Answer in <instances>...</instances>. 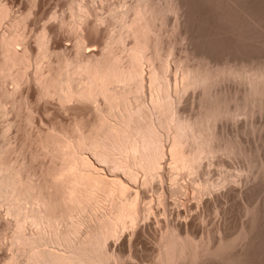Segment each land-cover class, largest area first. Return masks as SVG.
Listing matches in <instances>:
<instances>
[{
  "label": "bare ground",
  "instance_id": "1",
  "mask_svg": "<svg viewBox=\"0 0 264 264\" xmlns=\"http://www.w3.org/2000/svg\"><path fill=\"white\" fill-rule=\"evenodd\" d=\"M4 1L5 0H3V3ZM29 1L30 3H32L31 0ZM103 1L104 0H102V2ZM126 1L127 0H124L123 1L124 3L121 2L123 7H121L120 9L115 8V6H113V8L110 9L109 11L110 15L109 16L107 15L110 18L109 21L106 19L107 16L105 17L103 15L101 16L100 14H98L99 13L98 12L97 14L95 13L96 19L93 18L94 21L92 19V22L90 23L89 21H91L90 20L91 18H88V17H90V15L92 16L94 12H97V10H94L95 7L92 8V5L93 4L96 5L97 2L95 0H70L68 2V6H69L68 8L70 10V15L72 16V19H73V20L71 19L73 24L70 25L71 20L69 21L70 22L69 23L65 19L64 15L61 16L62 18H59L60 16L58 17V15L54 14L55 17L57 16L55 18V17H52L53 16L52 15L51 16L52 19L55 18V20L53 19L54 21L59 19L57 20L58 23L56 22L57 24L55 23V26L53 24V27L51 28H49L48 26H50V24L52 23L48 25L46 24L47 26L42 27L40 31L38 32L35 31L34 33V36H35L34 38L36 40L35 48L34 46H32L33 44L31 45L32 42L29 44L27 43L28 41H25L26 40L25 39V36H26L25 28H28L26 27L28 24L27 22L28 20L27 18H26L27 21L25 20V17H24L25 15H23L24 12L22 11L23 14L21 12L22 15L20 16H22L21 18L24 17V19L20 20L18 17L17 18L19 20L18 19L16 20V18L14 20L11 19L13 20L11 21L12 22L11 31L8 32L9 34L7 33L8 35L6 33H5L6 35L1 34L2 36H1V43H0L1 44L0 51H1V54H3L2 58L4 59L6 63L8 62L11 65L10 66L7 63L9 65L8 67H11V68H6V69L4 66H2L4 70V73L3 72L2 73L4 74L5 77L9 76L8 78L12 79V77L10 78V75H9L10 69H11L10 74H12L15 68L14 66L17 65L15 62H14L15 64L13 63L14 60L11 61V59L13 58V57L11 58V56L14 55L12 53H15L16 55L17 53H20V51L21 53L22 52L29 53V54L31 53L30 54L31 57L33 55L32 53H38L39 56L37 55V57L35 58L38 59L40 63L42 62L45 63V58L51 57L49 55L51 54L53 55V53H60L61 58L60 57L58 58L61 61L58 59L57 61L59 62L57 63L58 66L57 64L54 65L55 64L54 62L53 63L49 62L50 63L49 66L51 68L48 67L47 65V68L49 69L47 70L46 68L45 72H47V74L42 72V67L40 68L41 70H39L40 63L38 62V60L36 61V64L38 63L37 65H39V66L36 65L38 67L36 69H38L39 71L36 70L37 72L34 73L33 82H34V86H36L37 88L36 95L38 94L37 98H39L38 99L39 102L40 100L41 102L42 100L44 101L45 111L48 110L47 106H49L48 104L53 99L52 102H56L55 105L57 104L59 105L57 107L53 105L52 102L50 103V105L52 104L53 106L57 107L56 109L58 111L64 109V111L62 112H66L69 110L70 112L72 111L71 113L75 114V116L80 115V118H82L81 116L85 114L86 115H89L90 113L91 115L94 114L92 115V117L95 119L92 118L93 120L92 119L90 120V122L92 121L93 123L91 122L92 124L88 126V129L86 128L87 125H84V128H83V125H82L83 119H81L82 121L81 120L78 121L80 122V126H78L79 123L77 121H76L77 126L74 125L76 126L75 128L70 125L72 128H74V129H70L71 132L75 131L76 135L74 134L68 135V139L71 141V143H73L71 139H76V140L80 139V141L78 140V144H77V141L75 140L76 147H78V145L80 146L78 147L79 150H81L82 148L84 150L85 148L89 149V151H91L92 154H95V157L97 156L98 161L105 162V164L107 165L109 164V166H111L113 170L112 171L110 169L111 173L115 171V173L117 174L116 172L117 170L119 171L122 170L120 172H123L122 174H125L126 177L129 178L128 180H131L132 182L135 179V177L138 176V173L140 172V171L139 172H136V171L138 170L143 171L141 173L145 174L144 175L145 177H143V182L145 183H143L142 185H144L143 187L145 188L141 190H145V189L148 190L147 188L149 185V192H147V194L150 193V191H152L150 187L154 188L156 184L157 186H159L158 178L163 179V176H164V173L162 170L164 169L163 162H165L164 159L166 158L167 151H168L166 150L167 147L164 146V143H165L164 139L166 140L167 137L170 138L169 140L170 147H168L170 148L169 149L170 160L169 159H166V160L170 161V169L173 168L174 170L178 171L179 176H180L181 170H184L185 173L187 171L191 174L193 173L195 174V172L201 173L200 171H203V169L201 170L200 168H203L204 161L207 160L205 162L207 163L210 161L209 159L215 160L214 158L217 155L218 156L216 157V159L220 157V155L224 156L223 153L228 154L227 157H230V158L236 154H237L236 156L239 158L238 153L240 154V158H241V155L243 154L241 160L243 158L245 159L246 157V160H245L246 163L247 164L251 163L250 167H252L253 169V166L257 164L256 163L257 161L256 160L254 161V159L257 158L255 156H257L258 152L256 155H254V154H251L252 151H249V150L244 151L243 148L247 144V143L244 144L245 143L244 140H243V144L245 146L243 148L241 147L243 149L241 150L239 146L241 144L240 142L244 138L241 137L242 138L241 140L240 138H238L240 137V135L237 129L236 130L239 136L238 135L235 136L234 133L232 134H234L233 137H236L239 140H236L235 138L231 137L228 134L225 135L224 132H222L221 134L222 136L219 135L221 131L218 129L217 126L219 125H217V123L223 118L224 120L222 121H225L229 117H231V119L229 118L230 120H233L234 116L236 115L243 116V117L247 115L246 118H248V117L253 116L255 113L260 114L261 116V113H262V115L264 116V0H132V1L130 0L131 1L130 4L126 3ZM33 2L40 3L39 0H36ZM121 3L119 4V7L122 6ZM1 5H2V2H1ZM1 5H0V9H1ZM32 5L33 3L30 6ZM5 9H3V11H5L6 13L3 12L2 10L0 11H2L5 14H8L9 13L8 10H5ZM183 9H185L184 13L186 14L188 13L186 12V9H188L187 11L191 13V15L189 13H188L189 15L187 14V16L191 17L192 20L188 17L191 21L190 20L188 21V19L187 21H185L186 20L185 18H187V16H185L186 14L183 16L184 18H182V16L181 18L178 17L180 16V14H183ZM178 11L180 12V14ZM175 12L178 13L176 14V17L180 19L179 21L189 22L188 26L190 27V29L187 30V34H186L185 32L186 30H184L181 27H184L185 25L187 26V24L184 23L183 25V23L180 22L178 25L179 21L177 19L176 22L177 21L178 22L176 23V25L181 26L179 28L183 30L181 29L179 30L177 26L176 31L178 30L184 31L185 32L184 34H186V36L182 33L184 35V38H183L181 36V32L178 31L176 33L178 34L180 33L179 36H181V39L182 38L186 39L187 35H190L188 31H192V35L190 37V40L192 38V41L190 43L192 44V46H190V44L188 43L189 47L187 46L185 51L187 50L188 52L189 48L191 49V51H189L190 53L188 52V54H190V56L193 58V60L192 59L191 60L194 62V64H192L193 62H191L190 60L191 57L187 55V52L185 53L186 55L185 58L182 55L184 59L183 58L179 59L181 58V56L178 57V59L177 57H175L176 60H178V62L175 61V59H172V56H174V54L172 55L173 53L172 49L173 48L175 49L174 47L176 45L175 40L179 38L176 39V36H175L174 37L175 45L172 44V42H174L172 41L174 38L172 36V31H170L171 28L169 29L170 31L169 33L167 31L165 32L164 30H167L165 27L167 28L168 26L172 27L171 25L172 21L170 22L171 20L170 17L171 16L175 17L174 16ZM5 14H1V16L3 18H6L7 15ZM92 17H94V15ZM103 17L107 20L108 25H111L109 29L106 30V32L110 30L109 34L108 32L106 33L102 31L104 34H108V37L107 38L105 37L107 35L103 36L106 38L105 39L106 41L104 42L102 38L103 40L102 43L104 42V44L101 43L103 46H101L102 48L99 51H97L95 48L90 49L91 47L88 49L89 45L88 44H87L88 46L86 45V43H88L87 41L88 39H86V34L88 36V33H91V34L98 33L101 28V25L103 27L104 24H107L106 20L103 19ZM86 20L88 21V23ZM111 20L113 22L109 24ZM103 21L106 23L102 24ZM80 24L82 25L84 24V25L82 26ZM113 24H118V28H116L117 27L116 25L113 26ZM112 26L115 27V31L111 30ZM175 26L173 28L174 30L173 32H175ZM186 26H185V29L189 28L188 26L187 27ZM103 28L105 29V27ZM161 29H163L162 31L164 34L168 33L170 35L171 40H169V38L166 36L168 38L167 43L169 42L168 45H166V40H165L166 38L164 39L165 43L163 44L164 41L162 39V35L165 37L166 34L165 35L162 34ZM66 30L74 34L76 37V40L74 41L75 44L73 43L74 47H72L74 49H71L73 50V52L71 51L72 53H74L73 55H67L68 53L66 52L68 51L65 50L66 51L65 52L63 49L60 50L57 48V47L60 48L58 36L59 35L60 37L62 36L61 34H59V32L63 31L65 33ZM100 33L96 34V36L97 35L100 36L99 35ZM90 37H93V36L90 35ZM53 39L57 40L54 42V44L52 42ZM128 39L129 41H131V44L133 43V46L128 41L129 44L131 45V47H128L129 45V44L127 45ZM183 39L181 41H183ZM177 41L180 42V39ZM58 44L59 46H57ZM17 46H18V49L16 48ZM20 46H21V50L17 51L20 49ZM96 46L98 48V45ZM14 48L17 50H15ZM6 53L12 54V55L10 54V57H9V59L11 58L10 59L11 62L8 61L9 55H7V57L6 56L3 57L4 54L6 55ZM192 53L193 54L200 53V57L199 55H197L198 57L197 59H195L194 58L195 56L193 57ZM34 56L35 54L33 55V57ZM31 57L30 59H32ZM14 59L16 58L14 57ZM172 60H174V63L177 62L178 65L180 67L182 66L183 68V70H180V72L182 71L181 73L183 74L181 78H184L182 79L183 80L182 85L184 84L183 87L185 90L184 93L185 94L186 92L188 93L190 89H191L190 92H195V90H197L198 88H199L198 91L202 90V92H200L202 93L201 96L199 95L200 96V100H198L200 101L199 105H196L197 107L199 106L198 107L199 109L194 108V110H197V111H195L196 114L194 115H193L194 110L192 111L193 112L192 113L193 116L191 115L192 117L187 118L184 115L183 117L181 115V109H180V114H179L178 108H180L179 104L181 103V100L180 101L178 100L177 102L175 97L174 99L172 98V95H173L172 93ZM177 63L175 65L176 67L178 66ZM52 64L54 66H52ZM12 65H14L13 70H12ZM42 65L44 64H41V66ZM178 68H175V69H178ZM14 79L16 81L13 80L12 82L15 83V86L17 88L20 87V84L22 86V83L19 84L20 80L16 78ZM232 79H235V80L238 79L239 82L238 81L236 82L239 83L240 85L243 83L242 84L243 90H240L242 87L238 85V87H240L239 90L242 91V92H239L240 96H239V93L236 92L237 91L236 89H238V87L236 88L234 87V85H233L234 92H232L233 90L230 91L232 94L226 92V90H228L229 87L223 88L226 90H222V87L229 85L227 83H232L229 81L235 82V80H232ZM225 81L226 83H224ZM220 84H222V86ZM223 84L224 85L226 84V85L223 86ZM183 87H180V90L178 87L179 92H182L181 96L179 95L180 93L177 94L178 90L176 91V94L178 96L175 95L177 98L180 97V99L182 100L184 97L182 96L184 90L182 89L183 90L182 91L181 88ZM233 87L231 88L233 89ZM219 88L220 90H217ZM13 89L15 90L16 88H13ZM19 90L16 89V91H13V90L4 91L5 92L4 98L10 99L13 97L14 93H15L14 97H16L17 96L16 94L17 92L19 93ZM234 93L237 95H235ZM174 100H176L177 104L174 102ZM20 103L22 104V101H20ZM175 104L179 107H177ZM30 110H33V109L30 108ZM32 113H29V114H32ZM257 114L254 116H257ZM77 118H79V116ZM85 121L89 122V120H86V119ZM84 123L85 122L83 121V124ZM64 130L62 132L56 129L52 130V133L56 131H58L59 133L61 132L59 136L55 135L58 132H56L55 134H52V133L51 134L53 136L54 135L57 136L58 139H61L63 137L61 139L62 141L64 139V136L62 133L65 132V135L66 133L68 134L67 130H69V128L66 129L65 131ZM217 130L220 132L218 133ZM84 131H87V134H85ZM262 131L264 132V127ZM49 134L50 133H48V135ZM224 135L228 137L225 138ZM164 136H167V137L164 138ZM66 140L67 138L65 139V141L63 140L62 143L61 141L59 142L58 140V142L62 145H59L57 141L55 143L57 145H54L55 147L59 146L56 148L58 151L59 150H61L62 152L65 151L64 153L65 157H63L64 155L63 156L61 155L63 153L60 154L56 150V152L59 153V156L61 155L63 159H67L66 154L72 155V154H68L69 152L66 153L65 147L67 146L66 144H68L66 143L68 142V140L67 141ZM262 141H264V137ZM63 144H65L64 145L65 147L63 146ZM243 144H241V146H243ZM248 144H250V141ZM46 145L44 144V146ZM73 145L74 144L70 145L69 143V145L67 146L68 151L72 149L70 153H72L75 150L74 149L75 146L73 147ZM71 146L72 148H70ZM60 147H63V148L60 149ZM0 148H1L0 149V200H2V202L5 204L4 206H6L7 214L9 213L14 220V223L12 226H11L12 224L11 222L8 223L9 221H7V223L10 224L9 226V228L11 227L10 229L15 228V232L13 233L11 232L13 234L12 235L13 238L11 237L13 239L12 245L16 248L15 254L16 252H18V254L20 253V255L18 256V254L17 255L14 254L15 257H12V258H15L14 262H17L16 258L18 259L20 258L17 264H19V262L20 264H120V263L122 264L124 263V261L120 260L121 256H119L117 252L115 253L114 251L110 252L111 247H112L111 245H109L111 247H110V250H108L107 242L108 244L110 243L113 244V243L112 242L109 243V241L107 240H110L113 235L115 236L117 235L116 237H118L119 234L122 235L121 233L118 232L120 231V229H122V231H125L127 229L123 230L124 227L125 228L129 226L132 227L134 225L137 226V230L139 232L138 233L136 230L137 232L136 235L140 234L143 237H149L148 231H147L148 235L146 234L147 236L145 235V233L147 230L146 229L147 226H149L148 220L152 217L154 218V223H156L157 225V227L153 226V229L156 228L155 231L151 230L152 233L154 232L152 235L153 243L151 244L153 245V250L151 252V257H149V260L142 262L141 264H264V216L261 213V210L257 206H254L253 204H251V202L249 203L250 200L248 197H246V199L248 198L247 200L248 203L244 204L245 206L243 207H245L244 210L246 211L245 213L249 216V219L247 221L248 217L246 215V222L243 223L242 221V224H241L242 226H240L241 227L240 230L235 232L236 234L235 233L230 234L229 231L228 233L225 232L227 231L225 229H228V228L224 224V226L226 227L224 229V232L221 231V229L224 228L223 225H222V228L220 226L221 229H219L217 225L218 227L217 230L210 232V229H208L207 233L202 232L203 234L200 233L201 235L198 236L194 233V227L196 226H193L194 225L193 222H189V221H193L189 219H192L191 217L195 216L196 211L191 210L192 213L191 215L189 214L191 217L188 215L190 218L188 217L185 218L184 217L186 213L185 211H187L188 209L186 210V208L184 207L185 213L184 215L181 214L183 217L179 215V213H177V216L178 218L179 216L185 219L188 218L189 221L187 222V220H185V222H183L184 219L183 220L179 219L180 221H178V219L177 220L175 219L176 222L172 221L173 217H171L172 219H170V216L171 215L174 216V214L170 215V213L175 212V211L174 209L172 212L169 211V207L171 205L169 206V203H167L166 201L168 199H166L164 196L165 193H167L165 191H164L165 193L162 192L163 194L161 193L162 190L158 191L159 195L157 194L158 192H156V195L158 196V198L154 199L152 196L153 198L152 199L150 198L151 195L147 196L145 192H143V194L141 195L140 194L141 192L139 189L138 190L139 192L137 191L136 193H138L141 197L138 194L137 195L135 194L138 197L136 199H133V198H130L133 195L132 193H131L132 195L130 196L127 194L126 191H124L125 190L124 189L123 191L127 194L126 195L125 193L123 194V191L121 190V194L119 195H126L128 199L127 200L125 199L124 203L121 202L123 200L117 199L120 202L119 201L115 202V200L113 199L116 204H114V202L112 203L114 205V208L111 205L113 208L111 209L112 213L109 212L110 214L108 215H106L105 213L104 216L103 215L99 216L96 213L97 209L95 207L97 206L98 208L100 205L98 206V202H97L96 203L97 205L95 204V207H93V204L97 201L98 198H99L98 200L102 199L100 198L102 197L100 194H102L104 190H105L104 193L107 192L108 190L110 192V189H108L110 186H108L107 188V186H104V185H109L110 184L109 180H112V179L108 180V178L106 177H105L106 179L104 177H99L100 180H98L97 179L99 176L98 174V176L97 175L94 176V177H97L95 178V180H98V181H94L93 180L94 178H92L94 174H92V176L90 175L93 172L92 171L91 173H89V177H87L88 183L89 182L91 183L90 186L88 185V183L86 184L88 185V187L85 186L86 177H84V181H82V183H79L82 180L83 175H84L82 172L84 170L82 168H85V166L88 164L89 159L87 160V158L85 157H84L85 160L84 158L81 159V157H79L80 154L79 156H77L78 153L76 155L78 158H73L72 156L74 154L70 157V158H73V161H71V163L72 162L75 163V161H78V160L80 161V164H77L79 161L76 163L77 166L76 164L72 163L75 165L74 166L75 171L72 170L73 166H71L72 169L71 168L66 169L68 171L69 170L70 171L72 170V172L74 171L73 173L72 172L70 173L69 171V173L72 175H74L77 170V168L75 167H78V166L80 167V165H82L83 162L86 161V163H84L81 166L82 168L80 167L81 172H82V173L80 172L81 174L79 173L80 176L75 174L77 175V177H80L78 178L79 181L76 179L75 175L74 176L76 180L73 178L74 176L72 175H71L72 177L71 176L69 177V173H66L68 171H63L66 174L65 173L62 174L63 169L61 168V166H64V163L67 162L66 160H63L65 161V162H62L63 165L58 163L57 161L58 166L56 168L57 169L60 168L62 170L59 169L61 171L59 172V170L54 169L55 172L57 171L59 173H55L53 172L54 170H52V174L55 173L56 175L54 174L55 177L52 176L53 178L50 176V179L51 180L55 179L53 181L57 185L59 181L58 174L59 176L62 175L63 177H65L64 178L65 180L63 181V178H62L61 181H63L64 183L65 181H67L65 183L67 184L65 185L66 186L65 188L67 189L68 185H69V188L66 191L63 190L66 192L65 196H67L64 198L62 196L64 195V192L62 191L63 192L62 194V192H57L58 190H56V187H59L61 181H59L58 183L59 185L57 186L54 184L53 181L52 182L49 181L50 179L48 177L47 179L45 178L44 181H35L36 179L32 178L34 175H32L31 173L26 174L24 172L25 166L27 165L22 164L24 166L20 167L19 165H14L11 163L9 164V162H8L9 165L6 164L4 159H2V157L4 156L6 157V155L3 156L6 150L2 149V147ZM262 148L263 146L261 147V149ZM47 149H49L50 151L51 147L50 148L47 147ZM83 149L81 150V153L82 151L84 152ZM250 149H251V146H250ZM256 149H258V146H256ZM252 156H253V159H252ZM235 157H232V158H235ZM260 158L258 156V159ZM56 160L60 161V159H57V158ZM68 162L70 163V161ZM59 164H60V167H59ZM67 164L64 167H68ZM72 164H69V166ZM89 164L86 166L88 169L92 166L91 164H90L91 166ZM165 164L167 166V162ZM262 165L264 164L262 163ZM17 166L20 167V169L22 170L17 169L18 168ZM245 166H248V165H245ZM87 168H85V170ZM79 170H77V172H79ZM248 170L250 169L248 168ZM170 171L169 173L171 174ZM176 171L175 172L173 171V174H172L173 176L177 175L176 173L178 172ZM159 172L163 174L161 175L162 177H159L160 175ZM115 173L113 175H116ZM136 173H137V176H135ZM244 173L242 174V176L244 175ZM23 174H25L26 176ZM170 174H167V175L170 176ZM181 174H182L181 176H183V173ZM196 175L197 174H195V176L191 175V178L192 176H194L193 178L196 177V179H198ZM67 176L70 178L69 180H71L72 183H73V179L75 182L73 184L68 183ZM85 176H88V174L86 173ZM179 176L177 175L176 177H179ZM156 177L158 178L156 179ZM176 177H173L175 178L174 179L175 181L171 179L173 180L174 183H172V181L170 180V182L174 184L173 187L175 188L173 193L175 192L181 193L183 188L178 187L180 185L176 184V181L179 180V178L177 179ZM228 177L226 176L224 178L227 179ZM232 177L233 175L230 177V180ZM90 178L92 180H90ZM193 178L191 180H193ZM209 178L210 177H208L206 180L201 179L202 182H200L201 181L200 180L199 183H195L196 185L194 183L192 184L189 182L190 184L194 185L192 187H194V189L196 190L195 191L192 188L191 191L193 192L195 191L196 194L198 195L196 196L195 194L196 197L194 198H197L199 196L202 198L203 197L202 195L206 192L209 193V194L206 193L207 196L210 194L212 196V194L214 193H210V192H213L215 187H216V190L218 189L219 190L218 192H220L221 189L219 185H222L223 182L227 183L228 181V183L223 184L221 188H223V186L225 185H226L225 186L226 188L230 185V183L232 185L233 183H235V180L233 179L234 177L232 178L233 182H230L228 180L229 178L227 179V181L220 179L219 180L220 184L218 183L219 181H216V180L214 182H211L210 180H212V178L210 179ZM117 179L119 178L115 177V179L112 180L114 183L111 181L112 182L111 184H115L117 181H119ZM155 179L158 180L157 181L158 183L155 182L156 184L155 183L153 184ZM46 180L49 181L48 182L49 184H46L47 183ZM104 180L106 181L108 180L107 182L108 184H106ZM166 180H164L163 182L162 181L160 182L164 183ZM33 181L35 183L36 182L37 183L43 182V183L41 184L36 183V185H34ZM122 181H124V179H121L119 181L120 184L119 182L118 184L119 185H121V183L123 184ZM179 181H177L178 184H181L182 182H179ZM221 181H223L222 184H221ZM83 182H84V186H83ZM183 183H182L183 185L185 186L187 185V183L185 182ZM42 184L44 186H42ZM51 184L56 186L55 189H53L52 187L53 190H51L50 189L51 186L50 188L47 187V185H51ZM63 184L60 185L62 186V188L60 187L61 189L64 188ZM74 184L76 185L82 184L80 185L82 187L80 186L78 187L76 185L74 187ZM145 184L147 185V187ZM38 185L39 186L41 185L40 186L41 188L37 189ZM72 186L75 188V190L77 187L78 190L76 191H78V193L71 192V191H75ZM126 186L127 185H125V187ZM171 186L170 188L172 192L173 187ZM45 187L46 189L48 188L51 191L49 190L46 191ZM118 187L116 188L118 189ZM125 187L123 185V188ZM229 187L231 189L232 186L230 185ZM119 188L123 189L122 187H119ZM127 188L129 189L128 186ZM157 188L159 189V187ZM225 188L222 189L223 192ZM97 189H99L98 191L103 190L102 192H100L99 194L100 197L98 198L96 197L98 196ZM228 189L229 188H227V190ZM237 189H239V187ZM246 189H249V188H246ZM55 190H56V194H54ZM187 190H188V193H190L189 189ZM241 190L245 191L244 189H241ZM255 190L257 189L255 188ZM52 191H54V193ZM118 191L119 189L117 191L115 190V192H112L113 195L115 193H118ZM234 191L236 192V186L234 187V190L231 189L229 193L230 192L232 193ZM46 192H48L47 196L45 195L44 197V193L46 194ZM60 193L62 197L60 196ZM173 193H171L172 195L170 196H173L174 195ZM176 193L174 196L178 197ZM183 193L184 192H182L181 195H179V197L180 196L183 197L182 196ZM229 193H228V196H230L231 194ZM245 193L246 195H248L247 190ZM55 195L57 196L55 197ZM108 195L109 193L107 194V197ZM186 195L187 193L185 194V196ZM223 195L221 196L223 197ZM238 195H241V194H238ZM51 196L53 199L55 198V201H52ZM58 196L62 198L61 202H63L60 205L62 206L64 204L65 206H67L68 208L66 207V211L68 210L69 212L66 213L65 210L62 212H59L65 209L64 208L65 206L59 207V205H54L55 202L57 204L60 202V198ZM126 196L125 198H127ZM213 196H215V194ZM228 196L226 197L225 195L223 199L224 198L229 199ZM200 197L197 199H200ZM205 197H203V199ZM240 197H242V195ZM58 198H59V202H58ZM121 198L124 199V196ZM188 198L185 197L184 199L188 200ZM95 199L96 201H94ZM255 199H258L257 196ZM212 200L215 201L216 199L211 198V201ZM171 201H170V204H171ZM175 201L176 203L179 202L177 200ZM244 201H242V203H246ZM252 201H255V200H252ZM258 201L256 205H258L261 208L262 204L259 205L260 202L258 203ZM156 202L158 203V206L160 205L159 206L160 213L161 211H163L161 214L158 212V214L160 215L158 217H161V215L164 214L165 215L163 216L164 218L161 217L160 219H158V217H156L158 214L155 213L154 208L156 207L157 211L159 208L154 205V203ZM180 202H182V200H180ZM99 203H103V200L102 201L100 200ZM176 203H175V207H176ZM187 203H189L188 206H190V204L192 205V201H190V199L188 200V202L186 201V204L184 206H186ZM200 203L203 204V202H200ZM215 203L216 202H214V204ZM208 204H211V203H208ZM178 205L179 204H177V207ZM57 207L60 209L57 210ZM91 207L95 209V211H90V210H93ZM175 207H171V208H175ZM190 207L189 209H191ZM198 207L201 208L202 205L201 206L199 205ZM161 208H163V210H161ZM181 208L184 209L183 206ZM91 212L93 213L95 212V216H92L93 214L91 215ZM83 213L86 214L87 216L82 215ZM89 213H90V216H88ZM200 215L201 214H199V216ZM0 217H2V214H0ZM3 219L4 218L2 217L1 220ZM202 222L203 223L201 224L206 223L203 220ZM7 223H4V224L7 225ZM27 223L28 224L31 223L30 225H34L33 227H36L35 230H37V232L36 233L33 232L35 234H31V233L29 234L28 231L26 232L27 229L25 227ZM135 226L132 228L136 229ZM199 226L200 225H198V227ZM135 229H130V230L134 231ZM234 231H231V233ZM123 233H126V232H123ZM124 235H122L124 239L122 242H124L126 239ZM128 235H130V237H133L134 241L136 240V238H134L136 236H131L132 234H128ZM133 235H134V232H133ZM130 237L127 239H130V242L132 241L133 243V240H131ZM138 238L140 239V237ZM112 239L110 241H112ZM146 240L148 239L146 238ZM137 241L138 240H136V242ZM127 242H129V240ZM130 242H129V245L131 246L132 244H130ZM148 242L151 243L152 240L151 241L148 240ZM49 243L51 244L53 243L55 244V246ZM56 245L61 246L63 250L59 251L58 248H56ZM50 246H52L51 248H53V246L55 248L50 249L49 248ZM129 249H131V247ZM149 255L150 253L148 254V256ZM20 256H22L23 258Z\"/></svg>",
  "mask_w": 264,
  "mask_h": 264
},
{
  "label": "rangeland",
  "instance_id": "2",
  "mask_svg": "<svg viewBox=\"0 0 264 264\" xmlns=\"http://www.w3.org/2000/svg\"><path fill=\"white\" fill-rule=\"evenodd\" d=\"M33 1H36V0H31V2L33 3V5L32 6H30L32 3H30V1L29 0H5L4 1V3H3V0H0V5H1V2H2V5H1V9L0 10H2L3 11V9H5V10H8V12L10 13H8V14H5L6 12L5 11H3V12H5V13H3L2 11H0V43H1V36L2 35H4L5 33L7 34L8 32H10L11 31V28H12V26H11V24H12V22L11 21H13L15 18H16V20L19 18L20 20H22V19H24V17H25V20H26V18H27V22H28V24H27V26L26 27H28V28H25V35L27 36H25V41H28L27 43H31V45L32 46H34V48L36 47L35 45H36V40H35V36H34V33H35V31L36 32H38V31H40L41 29H42V27H44V26H47L48 24H50V23H52V24H50V26H48L49 28H51V27H53V24H54V26H55V23L57 22L58 23V21L57 20H59V19H57L56 21H54L55 20V18L57 17H55V15H58V17L59 18H62L61 16H63L64 15V17H65V19L69 22L71 19H72V16L70 15V10H69V6H68V2L70 1V0H54V1H52V0H39V2L40 3H38V2H33ZM52 1V2H51ZM97 3H96V5L95 4H93V3H91V4H93L92 5V8H94L95 7V9L94 10H97V12H94L93 14H92V16L94 15V17H92L91 15H90V17H88V18H91L90 20L91 21H89L90 23L92 22V19L94 18V19H96V15H95V13L97 14L98 12V14H100L101 16L103 15L104 17L105 16H109L110 14H109V11H110V9L111 8H113V6H115V8H121V7H123V5H122V3H124L123 1L124 0H104L103 2H102V0H95ZM129 1V2H128ZM132 1V0H131ZM131 1L130 0H127L126 1V3H131ZM43 2V3H42ZM46 4H45V3ZM99 2V3H98ZM122 2V3H121ZM22 3V4H21ZM24 3V4H23ZM29 3V4H28ZM38 3V4H37ZM121 3V5L122 6H120L119 7V4ZM5 4V5H4ZM7 4V5H6ZM9 4V5H8ZM40 4V5H39ZM104 4V5H103ZM3 5H4V7H3ZM36 5V6H35ZM61 5V6H60ZM99 5V6H98ZM112 5V6H111ZM41 7H42V9H41ZM67 7V8H66ZM97 8V9H96ZM188 9H186V12H188L190 15H191V13L189 12V11H187ZM24 12V14H23V12ZM39 11V12H38ZM181 11V10H180ZM21 12H22V14L23 15H25L23 18H21L22 16H20V15H22L21 14ZM100 12H102V13H100ZM179 12V11H178ZM182 12V11H181ZM185 12V9H183V14H180V12H179V14H180V16H178V17H180L181 18V16H182V18H184L183 16L186 14V13H184ZM32 13V14H31ZM57 13V14H56ZM187 13V14H188ZM1 14H5V15H7L6 16V18H3L2 16H1ZM35 14H37V15H35ZM55 14V15H54ZM176 14H178V13H176L175 12V15L174 14H172V15H174L175 17H173V16H171L170 18H171V20H170V22L172 23H170L171 25H172V27H170V26H168V28L167 27H165L167 30H164L165 32L167 31L168 33L170 32V31H172V36H173V38L176 36V39L177 38H179L180 39V42H178L177 40H179V39H177V40H175V38L172 40V41H176V45H175V41L174 42H172V44H174L175 46V49L173 48L172 50H173V53H172V55L174 54V56H172V59H175V61H177L178 62V60H176V58L175 57H177V59H178V57H180L181 56V58H179V59H182L183 58V56H184V58H185V53L187 52V50L185 51V49H186V47L188 46L189 47V45H188V43L190 44L191 43V41H192V38H191V40H190V37H191V35H192V31H188L189 33H190V35H187V38L186 39H183L184 38V35L186 36V34H187V30H189L190 29V27L188 26V23L189 22H184V21H179L180 19L179 18H177L176 17ZM187 14L185 15V16H187ZM188 14V15H189ZM53 15V16H52ZM20 16V17H19ZM47 16V17H46ZM55 17V18H53L52 19V17ZM106 17V19L109 21V17ZM18 17V18H17ZM41 19H40V18ZM51 17V18H50ZM63 17V18H64ZM103 17V19H105ZM191 19V17L190 16H187V18H185L184 20L185 21H187V19H188V21L190 20L189 18ZM35 18V19H34ZM38 18V19H37ZM11 19H13V20H11ZM18 19V20H19ZM87 19V18H86ZM94 19H93V21H94ZM105 19V20H106ZM178 19V25H179V23L181 22V23H183V25H184V23H186L187 24V26L189 27V28H186L185 29V26L184 27H181V26H178V25H176V20ZM52 20V21H51ZM73 20V19H72ZM72 20H71V24L70 25H72L73 23H72ZM104 20V21H105ZM107 20H106V22H107ZM183 20V19H182ZM192 20V19H191ZM190 20V21H191ZM30 21V22H29ZM35 21H37V22H35ZM49 21V22H48ZM87 21V20H86ZM85 21V22H86ZM102 22V24H104V23H106V22ZM54 22V23H53ZM113 21L111 20V22L109 23V24H111ZM56 23V24H57ZM70 23V22H69ZM87 23H88V21H87ZM169 23V22H168ZM47 24V25H46ZM170 24H168V25H170ZM80 25H82V24H80ZM84 25V24H83ZM82 25V26H83ZM108 22H107V24H104L103 25V27H105V29L102 27V25H101V28H100V30H99V32L98 33H100V31H101V33L99 34L100 36H96V34H98V33H96V34H91V33H88V36H87V34H86V39H88L87 41H88V43H86V45L88 46V49L90 48V49H96L97 51H99L102 47L101 46H103L102 44H104V42L106 41L105 39L108 37V34H109V31H107L108 32V34H104L103 32H106V30H108L109 29V27L111 26V25H108ZM114 25H116L117 27L116 28H118V24H113V26ZM176 25V26H175ZM182 25V24H181ZM182 25V26H183ZM112 26V28H111V30L112 31H115V27H113ZM174 26H175V32H173L174 30H173V28H174ZM177 26H178V28L179 27H181V28H183L184 30H186L185 32H186V34H184L185 32L184 31H179L181 28H179V32H181V36L183 37L182 39H183V41H181L182 39H181V36H179L180 35V33L178 34V33H176V32H178V31H176V29H177ZM186 26V27H187ZM107 27V28H106ZM113 28H114V30H113ZM171 28V30L169 31V29ZM163 29H164V27H163ZM163 29H161V32H162V34H164L163 33ZM183 29H181V30H183ZM21 30H23V29H21ZM34 30V31H33ZM64 31V30H63ZM63 31H60L59 32V34H61L62 36L60 37V35L58 36L59 38H58V40H59V44H60V48L59 47H57L58 49H60V50H66V51H68V52H66V53H68L67 55H73L74 53H72L73 52V50H71V49H74V48H72V47H74V44H75V40H76V37H75V35L74 34H72V33H70L68 30H66L65 31V33L63 32ZM103 31V32H102ZM63 32V33H62ZM106 32V33H107ZM103 33V34H102ZM167 33V34H168ZM174 33V34H173ZM176 33V34H175ZM184 35H183V34ZM188 33V34H189ZM2 34V35H1ZM5 34V35H6ZM9 34V33H8ZM7 34V35H8ZM91 36H93V37H90V35ZM166 34V33H165ZM164 34V35H165ZM165 35V37L162 35V39H163V44L165 43V40H166V45H168L169 44V42L167 43V40H168V38H169V40H171L170 39V35L168 36V35ZM171 34V33H170ZM177 34H178V36H177ZM104 35H107V36H105V37H103ZM17 36V35H16ZM168 38H167V37ZM188 36H189V38H188ZM98 37V38H97ZM99 37H101V38H99ZM164 37V38H163ZM98 40H97V39ZM102 38H103V40H104V42L102 43ZM166 38V39H165ZM92 41H90V40ZM130 39V38H129ZM129 39L127 40V45L129 44V42H130V44H131V41H129ZM165 39V40H164ZM54 40V41H53ZM52 40V42H53V44H54V42L55 41H57L56 39H53ZM63 40V41H62ZM131 40V39H130ZM133 40V39H132ZM190 40V41H189ZM129 41V42H128ZM34 42V43H33ZM184 42V43H183ZM74 43V44H73ZM99 43V44H98ZM102 43V44H101ZM178 43V44H177ZM180 43V44H179ZM59 44L57 45V46H59ZM128 45V47H131V45L133 46V43L131 44V45ZM63 45V46H62ZM96 45H98V48H97V46ZM67 48H66V47ZM173 46V45H172ZM190 46H192V44H190ZM93 47V48H92ZM165 47H167V46H165ZM17 49H18V46L16 47ZM15 49V48H14ZM13 49V50H14ZM17 49H15V50H17ZM184 49V50H183ZM188 49V48H187ZM0 50H1V44H0ZM21 50V46H20V49L19 50H17V51H20ZM72 51V52H71ZM175 51V52H174ZM189 51H191V49L189 48ZM188 51V52H189ZM15 52V51H14ZM70 52V53H69ZM182 52V53H181ZM188 52H187V55H189L190 56V54H188ZM17 53V52H16ZM184 53V54H183ZM190 53V52H189ZM10 54L11 53H6V55L4 54V56L3 57H7V55H9L8 56V59H9V57H10ZM12 54H14V55H12ZM11 55V61H13V63L15 62L17 65L16 66H14V65H12V70H13V68H14V70H13V75L12 74H10L11 73V69H10V73H9V75H10V78L12 77V79H9L8 77H5L4 76V70H3V68H2V66H4L5 67V69L6 68H11V67H8L9 65H10V63H6L5 61H4V59L2 58V55L3 54H1V51H0V147H2V149H5L6 151L4 152V154H3V156L4 155H6V157L4 158V157H2V159H4V161H5V163L6 164H8V162H9V164L11 163V164H14V165H19L20 167L21 166H24V165H27V166H25V173L26 174H29V173H31L32 175H34L32 178H34V179H36L35 181H44L45 180V178L47 179V177L50 179V176L52 177V176H54V174L55 173H59V172H61L60 170H62V172L63 171H68V170H66V169H72V167L71 166H73V169L72 170H74V164H76L78 161H75V163L74 162H72V163H74V164H72L71 163V161H73V158H78L77 156H79V154H80V156L79 157H81V159L82 158H87V160L89 159V161H88V164L91 166V167H93V168H91L90 166V168L88 169L86 166L88 165H84L85 166V168H87L86 170H85V168H82L81 166L84 164V163H86V161L85 162H83V164L82 165H80V167L84 170V171H82L83 172V178H82V180L79 182V183H82V181H84V177H86V179H85V186H87L88 187V185L90 186L91 185V183L89 184L88 183V179H87V177H89V173H91L92 171V173L90 174L91 176H92V174H94L93 176H92V178H94L93 180L94 181H98V180H100V178L99 177H106V178H108V180L109 179H115V177L116 178H119V179H117V180H121V179H124V181H122L123 182V184L121 183V185H119L120 184V182L119 181H117L115 184H111L113 181L112 180H109V182H110V184L109 185H104V186H107V188H108V186H110L108 189H110V192H109V190L107 191V192H105L104 193V191L102 192L101 190L100 191H98L99 189H97V195L98 196H96L97 198L98 197H100V195L102 196V197H100V198H102V199H100L101 201L103 200V203H99L100 202V200H98L97 199V201H96V199L94 200V201H96L94 204H93V207H95V204L98 202V208H97V206L95 207L97 210H96V213L99 215V216H104L105 215V213H106V215H108V214H110L109 212H111V209H113L114 208V205L112 204L113 202H114V200H115V202L117 201H119V200H123V201H121L122 203H124V200L126 199H128V197L126 196L127 194L128 195H132L130 198H133V199H136L138 196H136L138 193H136L139 189H140V194L142 195L143 194V192H145L146 193V195L147 196H150L151 195V197L150 198H152V196H153V198L154 199H156V198H158V196L156 195V192H158V191H161V193L163 192V193H165V192H167V193H165V198L166 199H168V200H166L167 201V203H169V211H173V209H174V211L176 212L177 210V212L175 213V212H172V213H170V215L171 214H174V216H170V219H172L171 217H173V219H172V221H174V222H176V220L178 219V221H180L179 219H184V221L183 222H185V220H187V222L189 221V220H193V221H189V222H193V226H196V227H194V233L196 234V235H198V236H200L201 234H203V233H207L208 232V229H210V232H213V231H215V230H217L218 229V227H219V229H221L222 228V225H223V229H221V231L222 232H224V229L227 227L228 229H225V230H227V231H225V232H227L228 233V231H229V233L230 234H234L236 231H238V230H240V226H242L241 224H242V221H243V223H245L246 222V211L244 210V208L245 207H243V206H245L244 204H247L248 202H247V200H248V198H249V203L251 202V204H253L254 206H257L260 210H261V213L263 214V216H264V165H262V163L264 164V162H262V161H264V141H262L263 140V137H264V132L262 131V129H263V127H264V116L262 115V113H261V116H260V114H257V113H255L254 115H256L257 114V116H251V117H248V118H246V116H239V115H236V116H234V118H233V120H230L231 119V117H229V118H227L225 121H222V120H224V118L223 119H221L218 123H217V125H219V126H217L218 127V129L221 131V133L219 134V135H221L222 134V132H224V134L226 135V134H228V135H230L231 137H233L234 136V134H235V136L236 135H238V133H239V135H240V137H238V138H240V140L242 139V138H244V139H242V141L240 142L241 144H243V140H244V144H248L249 143V141H250V144H248V146H247V144H246V146L243 144V146H241V144H240V148L242 147H244L243 149H244V151H246V150H249V151H252L251 152V154H254V155H256L257 154V152H258V154H257V156H255V157H257L256 159H254V161L256 160L257 162V164H255L254 162V164H255V166H253V169H254V171H253V169H252V167H250L251 166V163L250 164H247L246 163V157H245V159L243 160H241V158H242V155H241V158H240V154L238 153V156H239V158L236 156V155H233L232 157H235V158H230V157H227L228 156V154H225V153H223L224 154V156L222 157L221 155H220V157H218L217 159H216V157L218 156H216L214 159L215 160H211V159H209L210 161V163L209 162H207V163H205L206 161H204V163H203V168H200L201 170L203 169V171H200L201 173H199V172H195V174H197L196 176H197V178L199 179H196V177L195 178H193L194 176H195V174L193 173V174H191V173H189V172H187L186 171V173L184 172V170H181V171H183V172H181L180 171V176H179V172L178 171H176V170H174L173 168H171L170 169V161H168V160H166V159H169L170 160V154H169V149L170 148H168V147H170V138L169 137H167V136H164V138H166V140H168V141H166L165 139H164V141H165V143H164V146L165 147H167L166 148V150H168L167 151V155H166V158L164 159L165 160V162H163L164 163V169L166 170H164V169H162L163 170V173H164V176H163V179L164 180H166V179H168V180H166L164 183H162L164 180L163 179H159L158 177H156V179L158 178V180H156L155 179V181L153 182V184L156 182V183H158L159 182V186H157V184L154 186V188L153 187H150L151 189H152V191H150V193H148L147 194V192H149V185H148V190H141V189H144L145 187H143L144 185H142L143 183H145V182H143V177H145L144 175L145 174H143V173H141V172H143V171H141V170H138V171H136V172H139L138 173V176H137V173L135 174V176H137V177H135V179L133 180V182L131 181V180H128L129 178H127L126 177V175L125 174H122L123 172H120V171H122V170H117L116 172H117V174L115 173V171L114 172H112L111 173V171H110V169L112 170V168H111V166H109V164L107 165V164H105V162H100V161H98V159H97V156L95 157V154H92V152L91 151H89V149H86L85 148V150H84V152L82 151V153H81V150H79V148L78 147H80L79 145H78V147H76V141H77V144H78V140L80 141V139H78V140H76V139H71L72 140V142L73 143H71V141L68 139V135H76L75 133V131H73V132H71V130L70 129H74L76 126H77V122L78 121H80L81 119H83V121L85 122V123H87V124H83V121H82V125H83V128H84V125H87V129H88V126H90L92 123L90 122V120L93 118L92 117V115H94V114H92L91 115V113L89 114V115H82L81 117L82 118H80V115H78L79 116V118H77L78 116L76 115L75 116V114H73V113H71L69 110L68 111H66V112H62V111H64V109H62V110H57L56 108L58 107V105L59 104H57V105H55L56 104V102H52L53 101V99H52V104L53 105H55V106H57V107H55V106H53L52 104L50 105V103L48 104L49 106H47V111H45V109H44V107H45V103H44V101L42 100V102H41V100H40V102H39V98H37L38 96V94L36 95V93H37V88H36V86H34V82H33V76H34V73L35 72H37V71H39V70H41L40 68L42 67V72L43 73H45V74H47V72H45L46 71V68H47V65H48V67H50L49 66V64L50 63H55L54 65H56L57 63H59V62H57L58 61V57H60L61 58V54L60 53H53V55L51 54V55H49V56H51V57H44L45 58V63H40L39 62V60L38 59H36L35 57H37V55L39 56V54L38 53H32L33 55L35 54V56L33 57V55H32V57L30 56V54L29 53H21V51H20V53H17V55L15 54V53H12ZM28 54V55H27ZM58 54V55H57ZM196 54V53H195ZM195 54H193L192 53V56L195 58V59H197V55H199V57H200V53H197L196 55ZM202 54V53H201ZM183 55V56H182ZM28 56H30L32 59H30V57H28ZM14 57L16 58V59H14ZM26 59H25V58ZM28 57V58H27ZM191 57V56H190ZM34 58H35V60H34ZM43 58V57H42ZM41 58V59H42ZM183 58V59H184ZM10 59L8 60L9 62H11L10 61ZM30 59V60H29ZM40 59V60H41ZM193 60V58L191 57L190 58V60ZM194 59V60H195ZM26 60V61H25ZM38 60V62L40 63V66L39 65H37L36 64V61ZM43 60V59H42ZM41 60V61H42ZM51 60V61H50ZM60 60V59H59ZM191 60V62H193ZM199 60V59H198ZM3 61V62H2ZM61 61V60H60ZM196 61V60H195ZM50 62V63H49ZM176 62V63H177ZM7 65H6V64ZM12 63V64H13ZM14 63V64H15ZM27 63V64H26ZM176 63H174V60H172V93H173V95H172V98L174 99V97H175V99L177 100V102H178V100L180 101L181 100V103L179 104V106H180V108H178L179 109V114H180V109H181V115L183 116H185V117H192L194 114H196V112L195 111H197V110H194V108H196V109H199L196 105H199V102L200 101H198V100H200V96H201V94L202 93H200V92H202V90L201 91H198L199 90V88L197 89V90H195V92H190L191 91V89H190V93L188 92H186V94L184 93L185 92V90H184V84L182 85V79H184V78H181V76H183V74L180 72V70H183V68H182V66L180 67L179 65H178V63H177V67L175 66L176 65ZM196 63V62H195ZM3 64H5V65H3ZM41 64H44V65H42L41 66ZM192 64H194V62L192 63ZM19 65V66H18ZM39 66V70L38 69H36V68H38L37 66ZM53 64H52V66H54ZM7 66V67H6ZM11 66V65H10ZM14 66V67H13ZM26 66V67H25ZM57 66H58V64H57ZM19 67H20V69H19ZM178 67H180V68H178ZM43 68H45V69H43ZM51 68V67H50ZM175 68H178V69H175ZM37 70V71H36ZM47 70H49L48 68H47ZM3 72V73H2ZM9 72V71H8ZM15 76V77H14ZM14 78H16V79H18V80H20L19 81V84L20 83H22V86H21V84H20V87L22 88V90H21V88H20V90H19V88H17L16 86H15V83H13L12 81L14 80V81H16ZM231 80V79H230ZM232 80H235V79H232ZM236 81H238V79L237 80H235V82ZM18 82V81H17ZM227 82H228V80H227ZM229 82H232V83H227V84H229V85H224L223 84V86H225V87H222V90H226V89H223V88H228V90H226V92H228V93H231L230 91H232V92H234V87H238V85H240L239 83H237V85H236V83L235 82H233V81H229ZM239 82V81H238ZM33 83V84H32ZM224 83H226V81L224 82ZM235 83V84H234ZM242 83V82H241ZM230 84H231V86H230ZM243 84V83H242ZM240 85L242 88L240 89V87H238V89H236L235 91L236 92H242V91H240V90H243V85ZM16 85H17V83H16ZM36 85V84H35ZM221 86H222V84H220ZM233 85H234V87H233ZM176 86V87H175ZM178 87H179V90H180V87H183V88H181V90L183 91V95L182 96H184L183 97V100L182 99H180V97L179 98H177L176 96H178L177 94L178 93H180L179 95L181 96V94H182V92H179V90H178ZM220 87V86H219ZM231 87H233V89L231 88ZM13 88H16L17 90H19V93L17 92V96L16 97H14V94H13V97L12 98H4V91H7V90H13V91H16V89L14 90ZM32 88V89H31ZM36 88V89H35ZM218 88V87H217ZM29 89V90H28ZM34 89V90H33ZM240 89V90H239ZM178 90V92H177V94H176V91ZM217 90H220V88L219 89H217ZM34 91H35V93H34ZM174 91V92H173ZM187 91V90H186ZM194 91V90H193ZM30 92V93H29ZM235 92V93H236ZM191 93H192V95H191ZM234 93V94H235ZM186 95V97H185V95ZM198 94V95H197ZM232 94V93H231ZM242 94V93H241ZM176 95V96H175ZM194 95V96H193ZM200 95V96H199ZM235 95H237V94H235ZM196 96V97H195ZM239 96H240V93H239ZM17 100H16V99ZM185 98V99H184ZM189 98V99H188ZM199 98V99H198ZM195 99H196V101H195ZM16 100V101H15ZM55 100V99H54ZM176 100H174V102L176 103ZM192 100H193V102H192ZM20 101H22V104L20 103ZM56 101V100H55ZM184 101V102H183ZM198 104H197V103ZM58 103V102H57ZM193 103H194V105H193ZM21 104V105H20ZM29 104V105H28ZM177 104V103H176ZM175 104V105H176ZM189 104V105H188ZM192 104V105H191ZM30 106V107H29ZM177 106V105H176ZM179 106H177V107H179ZM195 106V107H194ZM176 107V108H177ZM30 108H32L33 110H30ZM193 108V109H192ZM178 109H177V111H178ZM194 110V111H193ZM194 113H193V112ZM33 112V113H32ZM29 113H32V114H29ZM192 113H193V115H192ZM192 115V116H191ZM245 115V114H244ZM85 116V117H84ZM183 116V117H184ZM86 120H89V122L88 121H85V119ZM237 119H236V118ZM253 117V118H252ZM257 117V118H256ZM262 117V118H261ZM93 119H95V118H93ZM92 119V120H93ZM236 120H238V121H236ZM250 120V121H249ZM77 121V122H76ZM233 121V122H232ZM247 123H246V122ZM75 122H76V124H75ZM221 122H223V123H221ZM79 124H78V126H80V122H78ZM221 123V124H220ZM231 123V124H230ZM245 123V124H244ZM234 124V125H233ZM72 127H74V128H72ZM74 125H76V126H74ZM225 125H226V127H225ZM235 125H237V126H235ZM247 127H246V126ZM260 126V127H259ZM82 127V126H81ZM217 127H216V129H217ZM253 127V128H252ZM68 129L69 128V130H70V132H69V130H67V132H68V134L66 133V135H67V137H66V135H65V132H63L62 134H63V136H64V141H65V139L67 138V140H68V142H66V143H68V144H66L67 146L69 145V143H70V145L71 144H74L73 145V147H74V151L72 152V153H70V151L72 150H70V148H72V146L69 148V150L70 151H68L67 150V146L65 147L64 145L65 144H63V146L66 148V153L67 152H69L68 154H74L73 156L72 155H67L66 154V158L67 159H63V157H65V155H64V153H65V151H61V150H57L56 148L57 147H59V146H54V145H57V144H55L56 143V141L58 142V140H59V142L61 141V139L63 138H61V139H58V137L57 136H59L60 135V133L64 130V129ZM243 128H244V130H243ZM58 130V131H61L60 133L58 132V131H56V132H58V133H56V132H54V133H52V130ZM65 129V130H66ZM238 130V133H237V130ZM64 130V131H65ZM84 130V129H83ZM246 130V131H245ZM218 131V130H217ZM220 131H218V133L220 132ZM240 131V132H239ZM85 132V134H87V131H84ZM88 132H89V130H88ZM243 132V133H242ZM48 133H50L49 135H48ZM55 134V135H57V136H53L52 134ZM70 133H72V134H70ZM232 133H234V134H232ZM241 133V134H240ZM254 133V134H253ZM263 134V135H261V134ZM232 134V135H231ZM52 135V136H51ZM224 135V136H225ZM238 135V136H239ZM62 136V135H61ZM60 136V137H61ZM222 136V135H221ZM229 136V137H230ZM263 136V137H262ZM51 137V138H50ZM53 137V138H52ZM57 137V138H56ZM71 137V136H70ZM74 137V136H73ZM226 137H228V136H225V138ZM242 137V138H241ZM44 138H45V140H44ZM72 138V137H71ZM233 138H235L236 140H239V139H237L236 137H233ZM262 138V139H261ZM57 139V140H56ZM53 140V141H52ZM56 140V141H55ZM62 140V141H63ZM66 140V141H67ZM76 140V141H75ZM246 140H247V142H246ZM62 141H61V143H62ZM260 141V142H259ZM262 141V142H261ZM41 142H43V143H41ZM45 142V143H44ZM48 142V143H47ZM58 142V144L59 145H62V144H60ZM75 142V143H74ZM51 143V144H50ZM52 143H54V144H52ZM169 143V144H168ZM260 143V144H259ZM262 143V144H261ZM44 144L46 145V146H44ZM255 144V145H254ZM258 144V145H257ZM52 145V146H51ZM251 146V149H250V146ZM254 145V146H253ZM256 146H258V149H256ZM263 146V148L261 149V147ZM4 147V148H3ZM47 147L48 148H50L51 147V150L49 151V149H47ZM53 147H54V149H53ZM61 148H63V147H60V149ZM77 148V149H76ZM241 148V150H243ZM248 148V149H247ZM253 148V149H252ZM1 149V148H0ZM59 149V148H58ZM56 150L61 154V153H63V154H61L60 156L62 157H60L59 156V153H57L56 152ZM65 150V149H64ZM77 150H79V151H77ZM86 151V152H85ZM55 154H54V153ZM254 152H256V153H254ZM77 153H78V155H77ZM58 155V156H57ZM77 155V156H76ZM253 155V156H254ZM73 157V158H70V157ZM75 156V157H74ZM83 156V157H82ZM230 156V155H229ZM253 156H252V159H253ZM258 156H259V158L261 159H258ZM60 157V158H59ZM244 157V156H243ZM56 158L57 159H60V161L59 160H56ZM68 158H70V159H68ZM85 158H84V160H85ZM7 159V160H6ZM80 159V160H81ZM233 159V160H232ZM236 159V160H235ZM251 159V160H252ZM62 160V161H61ZM63 160H66L67 162L66 163H64V166H66V164L67 163H69L68 161H70V163L69 164H72V165H70L69 166V164H67V166L68 167H64V166H61V168L62 169H60V168H56L57 166H58V164H57V161H58V163H60V164H62V162H65V161H63ZM75 160V159H74ZM77 160V159H76ZM248 160V159H247ZM27 161V162H26ZM253 161V160H252ZM21 162H23V163H21ZM25 162V163H24ZM92 162V163H91ZM167 162V166H166V163ZM169 162V163H168ZM247 162H249V161H247ZM21 163V164H20ZM26 163H28V164H26ZM252 163V164H253ZM8 164V165H9ZM22 164H24V165H22ZM29 164H31V165H29ZM56 164V165H55ZM60 164H59V167H60ZM77 164H80V161L77 163ZM77 164H76V166H77ZM204 164H205V166H204ZM29 165V166H28ZM63 165V164H62ZM168 165H169V167H168ZM207 165V166H206ZM245 165H248V166H245ZM257 165V166H256ZM13 166V165H12ZM50 166V167H49ZM55 166V167H54ZM83 166V167H84ZM109 166V167H108ZM18 167V166H17ZM20 167H18L17 169H20ZM79 166L78 167H75V168H77V170H79V168H80ZM95 167V168H94ZM202 167V166H201ZM255 167V168H254ZM258 167V168H257ZM260 167V168H259ZM261 167H262V169H261ZM24 168V167H23ZM28 168H29V170L31 171H29L28 170ZM31 168V169H30ZM81 168H80V170H79V172H77V170H76V172H75V174H77L78 176H80L79 175V173L81 172ZM169 168V169H168ZM248 168L250 169V170H248ZM54 169H57V170H59V172H55V170ZM173 169V170H172ZM252 169V170H251ZM260 169V170H259ZM20 170H22V169H20ZM52 170H54L53 172H55L54 174H52ZM72 170L70 171V173L72 172ZM87 170H88V172H87ZM95 170V171H94ZM161 170V169H160ZM170 170H172V171H170ZM242 170V171H241ZM248 170V171H247ZM257 170V171H256ZM69 171L68 172H66V173H69ZM75 171V170H74ZM73 171V172H74ZM86 171V172H85ZM98 171V172H97ZM100 171V172H99ZM113 171V170H112ZM119 171V172H118ZM169 171L171 172V174L169 173ZM173 171L175 172H178V173H176L179 177H176V176H173L172 174H173ZM245 173H244V172ZM250 171V172H249ZM260 171V172H259ZM28 172V173H27ZM33 172V173H32ZM72 172V173H73ZM81 172V173H82ZM110 172V173H109ZM166 172V173H165ZM232 172V173H231ZM244 173V175L242 176V174ZM23 173V172H22ZM65 172H63L62 174H64ZM65 173V174H66ZM69 173V177L72 175V174H70ZM80 173V174H81ZM88 174V176H85V174ZM116 174V175H113V174ZM181 173H183V176H181L182 174ZM188 173V174H187ZM234 173V174H233ZM30 174V175H31ZM52 174V175H51ZM61 174V173H60ZM74 174V175H75ZM98 174H99V176H98ZM159 177H162L161 175H163L162 173H160L159 172ZM167 174H170V176L169 175H167ZM186 174V175H185ZM198 174H199V176H198ZM256 174V175H255ZM23 175H25V174H23ZM56 175V174H55ZM74 175H72V176H74ZM77 175H75L76 176V179L79 181V179L78 178H80V177H77ZM98 176V178L97 177H94V176ZM101 175V176H100ZM125 175V176H124ZM185 175V176H184ZM190 177H189V176ZM191 175H194V176H192V178H193V180H191L192 178H191ZM233 175V179L235 180V183H233V185L230 183V182H233L232 180V178H231V180H230V177ZM236 175V176H235ZM237 175H239V176H237ZM253 175V176H252ZM26 176V175H25ZM65 176V175H64ZM71 176V177H72ZM75 176L73 177L74 179H75ZM90 176V177H91ZM169 176V177H168ZM172 176V177H171ZM228 177V176H230V177H228L227 179L230 181L229 183H230V185L232 186L231 187V189L232 190H234V187L236 186V192L234 191V192H230L229 193V191H231V189H230V185L228 186V187H226L225 188V186H223V188H225V190H224V192L226 193H224L223 191H222V189L223 188H221V186L223 185V184H227L228 183V181H227V179H225L224 177ZM42 177V178H41ZM43 177H44V179H43ZM55 177V176H54ZM58 177H59V181H61L62 180V178H63V181L65 180L64 178L65 177H63L62 175H60L59 176V174H58ZM60 177H61V179H60ZM68 176H67V178H68V183H72L71 182V180H69L70 178H69ZM112 177V178H111ZM121 177V178H120ZM139 177V178H138ZM142 177V178H141ZM167 177V178H166ZM173 177H176L177 179L179 178V180H181V181H179V180H177V181H179V182H185V183H187V185L185 186V185H183L182 183V185L181 184H178V182L176 181V184L177 185H180V186H178V187H182L183 189H182V192H184L183 194H182V196L183 197H179V195H181V193H176L177 194V196L178 197H176V196H174L175 195V193H173L174 192V184H172V183H174L173 182V180L175 179V178H173ZM208 177H210V178H212V180H210L211 182H214L215 180L216 181H219L220 179H222V180H224V181H227V183L226 182H223V181H221V184H222V182H223V184L222 185H219V187H220V189H221V193L220 192H218L219 190L217 189L216 190V187H215V189L213 190V192H210V193H214L215 194V196H213L214 194H212V196H211V194L210 195H208V196H210V197H208L207 195H206V193H208V192H206V193H204L202 196L203 197H205V195H206V197H207V199H206V197L203 199V197L201 198L200 196V199H197V198H199V197H197V198H194V197H196V196H198L197 194H196V190L194 189V187H192V186H194V185H192L193 183L195 184V183H199V181L202 179V180H206ZM257 179H256V178ZM53 178V177H52ZM67 178H66V180H67ZM95 178H97L98 180H95ZM105 178V179H106ZM137 178V179H136ZM180 178H182V179H180ZM209 178V179H210ZM261 178H262V180H261ZM74 179H73V183L75 182L74 181ZM75 179V180H76ZM103 179V178H102ZM146 179V178H145ZM144 179V180H145ZM171 179H173V180H171ZM53 180H55V179H53ZM53 180H49V181H53ZM90 180H92L91 178H90ZM108 180L106 181V180H104L105 182H106V184H108L107 182H108ZM136 180V181H135ZM170 180L172 181V183L170 182ZM194 180H195V182H194ZM198 180V181H197ZM202 180L200 181V182H202ZM250 180V181H249ZM47 181V180H46ZM45 181V182H46ZM49 181H47V183L46 184H49L48 182ZM59 181H58V183H59ZM63 181H61V183L63 182ZM93 181V182H94ZM112 181V182H111ZM115 181V180H114ZM127 183H126V182ZM131 181V182H130ZM158 181V182H157ZM160 181H162V182H160ZM175 181V180H174ZM191 181H193V182H191ZM54 182V181H53ZM57 182V181H56ZM67 181H65V183H66ZM118 182H119V184H118ZM136 182H138V183H136ZM192 183V184H190V183ZM33 183H34V185H36V183L33 181ZM40 183V182H39ZM39 183H37V184H39ZM41 183H43V182H41ZM40 183V184H41ZM57 183V185H59ZM60 183V185H62ZM63 184L64 185V188L63 189H61L62 188V186H60L59 185V187H56L57 185L55 184V182H54V184L56 185H47V187H49L50 188V186H51V190H53V189H55V187H56V190H58L57 192H62L63 190H67L68 188H69V185H68V188L66 189L65 187V185H67V184ZM72 183V184H73ZM78 183V182H77ZM88 183V185H86ZM114 183V182H113ZM124 183H126V184H124ZM162 183V184H161ZM190 185H189V184ZM215 183H217V182H215ZM219 184H220V181L218 182ZM262 183V184H261ZM258 184V185H257ZM75 185L76 184H74V187H75ZM80 185H82V184H80ZM79 184H77L76 186H80ZM115 185H117V186H115ZM123 185H124V187H125V185H127L128 187H129V189L127 188V186L125 187V188H123ZM138 185V186H137ZM146 185V184H145ZM150 185H152V184H150ZM164 185V186H163ZM172 185V186H171ZM196 185V184H195ZM257 185V186H256ZM41 186V185H40ZM39 185H38V187H37V189L38 188H41ZM42 186H44L43 184H42ZM46 186V185H45ZM83 186H84V182H83ZM103 186V187H104ZM112 186H114V187H112ZM122 187L123 189H121V188H119V187ZM131 186V187H130ZM161 186V187H160ZM163 186V187H162ZM170 186L171 187H173L172 189H173V191L171 192V188H170ZM176 186V185H175ZM184 186V187H183ZM190 186V187H189ZM252 186V187H251ZM257 189V190H255V188ZM52 187H53V189H52ZM61 187V188H60ZM73 187V186H72ZM73 187V188H74ZM80 187H82V186H80ZM116 187H118V189H119V191H118V193H115L114 195H113V193L112 192H115V190L117 191L118 189L116 188ZM146 187H147V185H146ZM157 187H159V189L157 188ZM177 187V188H178ZM186 187V188H185ZM239 187V189H237ZM245 187V188H244ZM61 190H60V189ZM71 188V187H70ZM106 188V187H105ZM114 189V191H113V189ZM169 188H170V190H169ZM185 188V189H184ZM193 188V190H195L194 192L193 191H191V189ZM217 188H218V186H217ZM227 188H229L228 190H227ZM246 188H249V189H246ZM254 188V189H253ZM43 189V188H42ZM45 189H46V187H45ZM101 189H103V188H101ZM125 189V190H124ZM128 189V190H127ZM132 189V190H131ZM154 189V190H153ZM157 191H156V190ZM187 189H189V191H190V193H188V190ZM241 189H244L245 191H242ZM49 189L47 188L46 189V191H48ZM51 190H49V191H51ZM56 190H55V193H54V191H52L54 194H56ZM70 190V189H69ZM68 190V191H69ZM74 190H75V188H74ZM76 190H78L77 189V187H76ZM71 191V192H75V193H78V191ZM121 190L123 191H126L127 192V194L123 191V194L125 193L126 195H119V194H121ZM131 190V191H130ZM169 190V191H168ZM184 190V191H183ZM187 190V191H186ZM217 192H216V191ZM246 190H247V193H248V195H246ZM65 191H63L64 192V195H62L64 198L65 197H67V196H65L66 194V192ZM69 191V192H70ZM165 191V192H164ZM254 191V192H253ZM258 191V192H257ZM45 192V191H44ZM51 192V193H52ZM63 192H62V194H63ZM69 192H67V193H69ZM100 192H102V194H100ZM139 192V191H138ZM152 192V193H151ZM173 193L174 195L173 196H170V195H172L171 193ZM239 192V193H238ZM251 192V193H250ZM47 193L48 192H46V194L44 193V197H45V195L47 196ZM50 193V194H51ZM109 193V195H108V197H107V194ZM130 193V194H129ZM132 193V194H131ZM144 193V194H145ZM162 193V194H163ZM187 193V195L185 196V194ZM225 194L226 195V197L228 196V193L230 194V196H228V198L229 199H226V198H224V199H226V200H224L223 199V197L225 196V195H223V194ZM234 193H236V194H234ZM250 193V194H249ZM43 194V193H42ZM100 194V195H99ZM106 194V195H105ZM136 194V195H135ZM156 196H155V195ZM158 195H159V192L157 193ZM195 194H196V196H195ZM209 194V193H208ZM238 194H241L242 195V197H240L241 195H238ZM255 194H257V195H255ZM52 195V194H51ZM58 195V194H57ZM57 195H55V197L57 196ZM67 195H69V194H67ZM119 195V196H118ZM139 195V194H138ZM217 195V196H216ZM221 195H223V197L221 196ZM254 197H253V196ZM50 196V195H49ZM53 196V195H52ZM52 196H51V199H52V201H55V198L53 199L52 198ZM60 196H61V193H60ZM60 196H58L59 198H60ZM61 196V197H62ZM118 196V197H117ZM123 197L124 196V199H122L121 197ZM125 196L127 197V198H125ZM140 196V195H139ZM168 196H169V198H168ZM193 196V197H192ZM251 197V199H250V197ZM256 196H257V198L258 199H255L256 198ZM54 197V196H53ZM116 197V198H115ZM141 197V196H140ZM188 198V200L190 199V201H192V205H193V207H192V205L190 204V206H188L189 205V203H187V205L186 206H184L185 204H186V201L188 202V200L187 199H184V198ZM216 199L215 201L214 200H212L211 201V198L212 199H214V198ZM246 197H248L247 199H246ZM47 198V197H46ZM50 198V197H49ZM59 198H58V202H59ZM107 198V199H106ZM129 198V199H130ZM152 198V199H153ZM177 198V199H176ZM180 198V199H179ZM218 198H219V200H218ZM50 199V200H51ZM114 199V200H113ZM117 199H119V200H117ZM140 199V198H139ZM177 200V201H179L180 202V200H182V202H177L176 203V201L175 200ZM243 199V200H242ZM49 200V199H48ZM61 200H62V198H60V202L57 204L56 202H55V204L54 205H59V207L61 206L60 204H62L63 202H61ZM107 200V201H106ZM171 200H173V201H171ZM245 200V201H244ZM252 200H255V201H252ZM259 200V201H258ZM56 201H57V199H56ZM106 201V202H105ZM112 201V202H111ZM170 201H171V204H170ZM174 201H175V203H176V207H175V203H174ZM210 201V202H209ZM217 201H219V202H217ZM239 201H240V203H239ZM242 201H244V202H246V203H242ZM257 201H258V203L260 202V204L259 205H261L262 204V207L260 208L258 205H256L257 204ZM2 200H0V214H2V217L4 218L3 220H1L2 219V217H0L1 219V222H0V264H17V262L20 260V258L18 259V258H16V261L17 262H14L15 261V258H12V257H15V255H17L18 254V252H16V254H15V250H16V248L12 245V233L13 232H15V228H12V229H10L9 228V226H10V224H8V223H12L11 224V226L13 225V223H14V220H13V218H12V216L9 214H7V210H6V206H4L5 204L2 202ZM114 202V204H116ZM120 202V201H119ZM184 202V203H183ZM193 202H195V203H193ZM200 202H203V204L202 203H200ZM214 202H216L215 204H217V205H215L214 204ZM255 202V203H254ZM53 203V202H52ZM182 203V204H181ZM207 203V204H206ZM208 203H211V204H208ZM219 203V204H218ZM104 204V205H103ZM177 204H179L178 205V207H177ZM243 204V205H242ZM97 205V204H96ZM113 206V208H112V206ZM154 205L155 206H157V207H159L158 206V203L156 202V203H154ZM173 205V206H172ZM181 205V206H180ZM201 206L202 205V207L200 208V207H198V206ZM204 205V206H203ZM208 205H210V206H208ZM63 207L65 206L64 204L62 205ZM61 206V207H62ZM154 206V207H155ZM161 206H162V204H161ZM183 206V208L185 207L186 208V210L188 211H185L184 212V210H185V208L184 209H182L181 207ZM66 207L67 206H65L64 208L65 209H63V210H61V211H59V212H62V211H64L65 210V212L67 213V212H69L68 210L66 211ZM105 207V208H104ZM108 207V208H107ZM171 207H175V208H171ZM189 207L191 208V209H189ZM212 207H214V208H212ZM68 208V207H67ZM92 208V207H91ZM90 208V209H91ZM168 208V207H167ZM178 208H180V209H178ZM197 208V209H196ZM198 208H200V209H198ZM60 208H58L57 207V210H59ZM62 209V208H61ZM93 209V208H92ZM172 209V210H171ZM203 209V210H202ZM160 207L158 208V211H157V209H156V207L154 208V211H155V213L156 214H158V212L160 213ZM161 210H163V208H161ZM179 210H180V212H179ZM190 210V211H189ZM191 210L193 211H196V214L195 213H193V214H195V216H193V217H191L190 215H191ZM198 210V211H197ZM90 211H95V209H93V210H90ZM103 211V212H102ZM200 211V212H199ZM218 213H217V212ZM163 211H161V213H162ZM64 213V212H63ZM112 213V212H111ZM160 213V214H161ZM177 213H179V215H184V213H185V215H187V216H185L184 215V217L186 218V217H188V218H192V219H189L188 220V218L187 219H185V218H182V217H180L179 216V218H178V216H177ZM188 213V214H187ZM198 213V214H197ZM226 213H228V214H226ZM88 214V213H87ZM93 214V215H92ZM190 214V215H189ZM192 214V215H193ZM199 214H201L200 216H199ZM82 215H84V216H87L86 214H82ZM91 215L92 216H95V212L93 213V212H91ZM98 215H96V216H98ZM176 215V216H175ZM190 217H189V216ZM10 216H11V218H10ZM88 216H90V213H89V215ZM158 216H160L159 214L156 216V217H158ZM163 216H165L164 214L163 215H161V217H163ZM6 217V218H5ZM161 217H158V219H160ZM177 217V218H176ZM200 217H201V219H200ZM247 221H248V219H249V216L247 215ZM164 218V217H163ZM194 218V219H193ZM197 218V219H196ZM153 219V220H152ZM176 219V220H175ZM200 219V220H199ZM227 219V220H226ZM11 220V221H10ZM13 220V221H12ZM202 220L204 221V222H206V223H204L205 224V226H204V224H201V223H203L202 222ZM206 220V221H205ZM245 220V221H244ZM3 221V222H2ZM7 221H9L8 223H7ZM149 222V226H147V230H146V233H145V235L147 234L148 235V233H149V237H143V236H141L140 234H138V235H136L137 234V232H138V230H137V226H135L136 227V229L135 228H132V227H134V226H129V227H131V228H129V227H124L123 228V230L124 229H127V230H125V231H122V229H120V231H118L119 233H121L122 235H124L125 236V243H127V244H125L124 242H122L124 239H123V236L122 235H120L118 232V234H119V238L118 237H116L115 235H111L112 236V241H110V240H107V241H109V243L110 242H112L113 244H108V242H107V248H108V250H110V247H111V251L110 252H112V251H114V253L115 252H117V254L119 255V256H121V261H124V263H122V264H141L142 262H145V261H147V260H149V257H151V252H152V250H153V245H151L152 243H153V237H152V235H153V233H152V231L151 230H153V231H155V229L156 228H154L153 229V226L154 227H157V225H156V223H154V218L152 217V218H150L149 220H148ZM177 221V222H178ZM199 221V222H198ZM195 222V223H194ZM4 223H7V225L6 224H4ZM200 225L199 227H198V225ZM200 223V224H199ZM214 223V224H213ZM229 223V224H228ZM237 223V224H236ZM240 223V224H239ZM31 223H27L26 224V232L28 231V233L30 234H35L36 232H37V230H35L36 229V227H33L34 225H30ZM152 224V225H151ZM224 224H225V226H224ZM227 224V225H226ZM29 225V226H28ZM214 225H216V226H214ZM217 225H218V227H217ZM234 225V226H233ZM7 226H8V228H7ZM203 226V227H202ZM220 226H221V228H220ZM14 227V226H13ZM213 227H214V229H213ZM238 227V228H237ZM128 228H129V230L130 229H135L134 231L133 230H128ZM149 228H150V230H149ZM152 228V229H151ZM196 228V229H195ZM200 228V229H199ZM201 228H202V230H201ZM204 228H205V230H204ZM230 228V229H229ZM14 229V230H13ZM12 230V231H11ZM136 230H137V232H136ZM235 230V231H234ZM122 231V232H121ZM131 232V233H129V232ZM134 232V235H133V232ZM147 231H148V233H147ZM231 231H234V232H232L231 233ZM12 232V233H11ZM33 232H35V233H33ZM123 232H126V233H123ZM136 232V233H135ZM150 232H151V234H150ZM203 232V233H202ZM27 233V234H28ZM132 234L131 236H136V237H134V238H136V240H138L137 242H136V240L134 241L133 240V237H130V235H128V234ZM139 233V232H138ZM199 233V234H198ZM201 233V234H200ZM236 234V233H235ZM146 235V236H147ZM116 237V239H115V237ZM127 236V237H126ZM12 237V238H11ZM110 237V236H109ZM109 237H108V239H109ZM131 238V240H133V243H132V241L130 242V239H127V238ZM138 237H140V239L138 238ZM121 238H122V240H121ZM146 238L148 239V240H152V242L150 243V242H148V240H146ZM150 238V239H149ZM145 241H144V240ZM118 240H119V242H118ZM129 240V242H130V244H132L131 246L129 245V242H127ZM144 241V242H143ZM135 242H136V244H135ZM139 242V243H138ZM142 242V243H141ZM11 243V244H10ZM138 243V244H137ZM148 243V244H147ZM49 244H51V243H49ZM124 244H125V246H124ZM142 244V245H141ZM51 245H54L55 246V244H51ZM109 245H111V246H109ZM149 246V248H148V246ZM53 246V248H55ZM59 245H56V248H58V250L60 251V250H63V248L61 247V246H59ZM131 247V249H129L130 247ZM52 246H50L49 248L50 249H53V248H51ZM126 247V248H125ZM14 249V250H13ZM147 249V250H146ZM54 250H56V249H54ZM143 250V251H142ZM145 250V251H144ZM18 251V250H17ZM132 251V252H131ZM146 252V253H145ZM150 253V255L148 256V254ZM140 253V254H139ZM15 254V255H14ZM12 255V256H11ZM20 255V253L18 254V256ZM17 257V256H16ZM20 257H22V256H20ZM123 257V258H122ZM148 257V258H147ZM23 258V257H22ZM14 259V260H13ZM13 260V261H12ZM23 260V259H22ZM143 260V261H142ZM150 260H151V258H150ZM19 264H20V262H19ZM121 264V263H120Z\"/></svg>",
  "mask_w": 264,
  "mask_h": 264
}]
</instances>
